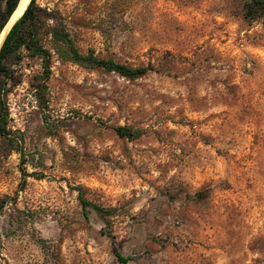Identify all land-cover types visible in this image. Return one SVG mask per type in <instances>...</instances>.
<instances>
[{"label":"rangeland","instance_id":"obj_1","mask_svg":"<svg viewBox=\"0 0 264 264\" xmlns=\"http://www.w3.org/2000/svg\"><path fill=\"white\" fill-rule=\"evenodd\" d=\"M245 1L37 0L79 52L153 70L46 35L43 92L39 59L0 79V264H264V21Z\"/></svg>","mask_w":264,"mask_h":264},{"label":"trees","instance_id":"obj_2","mask_svg":"<svg viewBox=\"0 0 264 264\" xmlns=\"http://www.w3.org/2000/svg\"><path fill=\"white\" fill-rule=\"evenodd\" d=\"M19 0H0V32L10 15L15 10ZM244 14L248 20L260 17L264 21V0H246L244 3ZM51 36L58 44L66 47L63 53L69 60L90 67L100 66L109 71H116L127 78H136L153 70V66L131 67L123 63H116L95 56L91 51L87 54L79 52L70 36L64 16L57 8L41 6L37 0H30L22 15L13 24L0 47V79L5 85L6 81L13 79L12 66L18 64L23 58L39 59L42 71L35 75L38 80L35 88L43 92L46 81L51 72L52 54L42 42L43 36ZM43 95V94H42ZM114 131L120 137H132L136 131L128 126H115ZM8 128V109L6 103L0 101V138L12 140ZM79 198L83 208L87 201ZM84 214L86 212L84 211ZM118 258L126 262L129 257L117 254Z\"/></svg>","mask_w":264,"mask_h":264},{"label":"bare ground","instance_id":"obj_3","mask_svg":"<svg viewBox=\"0 0 264 264\" xmlns=\"http://www.w3.org/2000/svg\"><path fill=\"white\" fill-rule=\"evenodd\" d=\"M29 0H21L19 3L18 8L14 11L13 15L11 16L8 23L3 27L2 31L0 32V46L2 44V41L8 32L9 28L11 27L12 23L18 18L22 12L24 11L25 7L27 6Z\"/></svg>","mask_w":264,"mask_h":264},{"label":"water","instance_id":"obj_4","mask_svg":"<svg viewBox=\"0 0 264 264\" xmlns=\"http://www.w3.org/2000/svg\"><path fill=\"white\" fill-rule=\"evenodd\" d=\"M20 1H21V0L18 1V4H17L15 10L18 8ZM29 1H30V0H29ZM28 3H29V2H28ZM25 8H26V7H25ZM15 10H14V11H15ZM24 10H25V9H24ZM14 11H13V13H14ZM13 13L10 15V17L8 18V20H7V22L5 23V25L8 23V21H9L10 18H11V16L13 15ZM22 13H23V12H22ZM21 15H22V14H21ZM21 15H20V16H21ZM20 16H19V17H20ZM19 17H18V18H19ZM18 18H16V20L12 23L11 27H12L13 24L18 20ZM5 25H4V26H5ZM11 27L9 28L8 32L10 31ZM8 32L6 33V35L8 34ZM6 35H5V37H6ZM5 37H4V39H5ZM4 39H3V41H4ZM3 41H2V43H3ZM1 45H2V44H1ZM0 47H1V46H0Z\"/></svg>","mask_w":264,"mask_h":264}]
</instances>
